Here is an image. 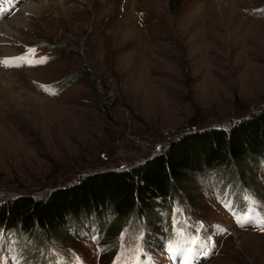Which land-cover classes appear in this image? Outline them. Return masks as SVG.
Returning <instances> with one entry per match:
<instances>
[{
    "label": "rangeland",
    "instance_id": "obj_1",
    "mask_svg": "<svg viewBox=\"0 0 264 264\" xmlns=\"http://www.w3.org/2000/svg\"><path fill=\"white\" fill-rule=\"evenodd\" d=\"M0 31V202L142 164L185 134L232 129L264 107V0H0ZM248 165L235 175L249 171L264 203V160ZM213 182L196 175L183 191L187 210L175 204L172 220L223 231L185 252L159 246L155 264H264L262 205H226ZM244 214L262 217L250 224ZM160 223L149 231L161 237ZM125 235L109 254V233L83 217L48 238L45 256L147 264L143 236L132 248ZM0 240V264H18L13 238Z\"/></svg>",
    "mask_w": 264,
    "mask_h": 264
},
{
    "label": "trees",
    "instance_id": "obj_2",
    "mask_svg": "<svg viewBox=\"0 0 264 264\" xmlns=\"http://www.w3.org/2000/svg\"><path fill=\"white\" fill-rule=\"evenodd\" d=\"M261 109L234 122L229 130L215 127L185 134L168 144L163 154L128 169L90 173L72 187L55 189L44 198L29 194L6 198L0 202V234H10L15 241L13 252L20 264H60L57 254L46 252L49 255L45 256L48 238L83 217L97 218L101 229L109 233L112 241L105 249L109 254L121 251L120 237L125 233L132 248L140 245L137 238L143 236L141 243L151 253L150 264L159 246L172 244L184 252L191 239L203 241L216 232L208 223L199 229L192 217L172 220L175 204L187 210L183 191L198 174L228 194L220 198L226 204L234 199L236 205L241 201L252 208L262 205L264 213V203L248 179L249 171L244 168L235 175L236 164L249 166L264 160V107ZM161 220L166 221L167 233L160 237L149 229ZM2 245L0 240V250Z\"/></svg>",
    "mask_w": 264,
    "mask_h": 264
},
{
    "label": "bare ground",
    "instance_id": "obj_3",
    "mask_svg": "<svg viewBox=\"0 0 264 264\" xmlns=\"http://www.w3.org/2000/svg\"><path fill=\"white\" fill-rule=\"evenodd\" d=\"M24 7H25V6H24ZM24 7H23V8H24ZM35 7H36L35 3H34V4H31V5H28V6H26V10H25L24 12H26V11H27V12L32 11V10H34ZM23 8H22V9H23ZM22 9H21V11H22ZM36 10H37V9H36ZM34 12H35V11H34ZM37 12H38V11H37ZM19 13H20V12H19ZM19 20H20V18H16V19H14V22H16V21H17L18 23L21 22V21H19ZM17 22H16V23H17ZM5 30H6V29H5ZM8 31H9V33H10V29H8ZM0 32H1V31H0ZM11 34H12V32H11ZM3 75H5V74H3Z\"/></svg>",
    "mask_w": 264,
    "mask_h": 264
},
{
    "label": "snow or ice",
    "instance_id": "obj_4",
    "mask_svg": "<svg viewBox=\"0 0 264 264\" xmlns=\"http://www.w3.org/2000/svg\"><path fill=\"white\" fill-rule=\"evenodd\" d=\"M237 222L240 223L241 227H243L245 225V223H248L249 221L248 220H244V221L238 220ZM261 227H262V229H264V223L261 224ZM18 264H19V262H18ZM137 264H139V262H137ZM187 264H190V260L187 262Z\"/></svg>",
    "mask_w": 264,
    "mask_h": 264
}]
</instances>
